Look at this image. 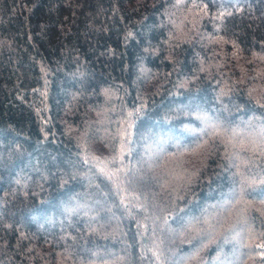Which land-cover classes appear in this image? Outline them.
<instances>
[{
	"label": "trees",
	"instance_id": "obj_1",
	"mask_svg": "<svg viewBox=\"0 0 264 264\" xmlns=\"http://www.w3.org/2000/svg\"><path fill=\"white\" fill-rule=\"evenodd\" d=\"M0 264H264V0H0Z\"/></svg>",
	"mask_w": 264,
	"mask_h": 264
},
{
	"label": "rangeland",
	"instance_id": "obj_2",
	"mask_svg": "<svg viewBox=\"0 0 264 264\" xmlns=\"http://www.w3.org/2000/svg\"><path fill=\"white\" fill-rule=\"evenodd\" d=\"M187 131H189V130H187ZM144 142H145V141H144ZM153 145L155 146V144L147 143V145L144 146L143 151L148 153V152L150 151L149 149H151V148L153 147ZM156 146H157V145H156ZM153 150H154V149H153Z\"/></svg>",
	"mask_w": 264,
	"mask_h": 264
}]
</instances>
